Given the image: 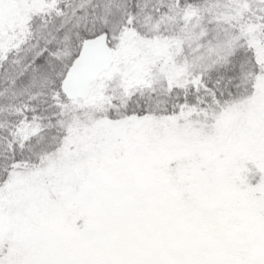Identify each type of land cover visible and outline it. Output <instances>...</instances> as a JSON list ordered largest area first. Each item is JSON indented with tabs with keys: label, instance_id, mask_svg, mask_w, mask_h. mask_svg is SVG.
Masks as SVG:
<instances>
[{
	"label": "snow or ice",
	"instance_id": "1",
	"mask_svg": "<svg viewBox=\"0 0 264 264\" xmlns=\"http://www.w3.org/2000/svg\"><path fill=\"white\" fill-rule=\"evenodd\" d=\"M0 264H264V0H0Z\"/></svg>",
	"mask_w": 264,
	"mask_h": 264
}]
</instances>
